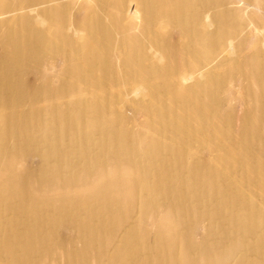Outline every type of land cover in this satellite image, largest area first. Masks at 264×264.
Instances as JSON below:
<instances>
[{
	"label": "bare ground",
	"instance_id": "obj_1",
	"mask_svg": "<svg viewBox=\"0 0 264 264\" xmlns=\"http://www.w3.org/2000/svg\"><path fill=\"white\" fill-rule=\"evenodd\" d=\"M249 8L264 12L0 0V264H264V21ZM248 31L258 91L236 134L221 93ZM42 58L63 65L58 94ZM71 88L74 103L38 108Z\"/></svg>",
	"mask_w": 264,
	"mask_h": 264
},
{
	"label": "rangeland",
	"instance_id": "obj_2",
	"mask_svg": "<svg viewBox=\"0 0 264 264\" xmlns=\"http://www.w3.org/2000/svg\"><path fill=\"white\" fill-rule=\"evenodd\" d=\"M256 1L259 5H262L264 7V0H256ZM249 10L253 11L256 14V18L262 19L264 21L263 11L259 9H254V8H249ZM253 36L254 34L248 31L246 36L241 41H239L240 42L239 47L241 49V55L239 57L243 63L241 70H238V72L233 71V75H232L233 78L231 80L232 83H230V87H228L226 90L223 89L221 93L224 99L223 106L221 107V111L219 113L220 121L223 122L224 124L222 128L226 130H230L231 128L232 130H234L233 132L236 134H238L239 131L241 130L240 119H241V116L244 114V110L247 107H251L254 105V100L249 97V94L258 91L257 82L249 76L248 67L245 65V57H247L253 51V46H254ZM257 39L264 40V33H262L260 38H257ZM44 58H47V57H44ZM44 58H42V68L43 69L48 68L47 70L54 73L51 75L52 77L48 76L46 78L48 80L53 79L52 83H48L49 91L53 93L55 92L58 94L60 93L59 88H60V83L62 80L59 74L63 70V67H62L63 65H61L60 60H55L53 63L50 64L49 61ZM230 69L231 67L225 66L221 68L220 71L226 75V73L232 72V71H229ZM245 79H248L249 83L245 81ZM24 80L29 83L34 82L35 80L34 73L27 72L26 76L24 77ZM64 92L66 93L65 95L68 96L67 99H65L64 96H60L56 101L55 100L52 101L51 99H49L50 96H47V95L38 97L37 100L41 101V104L38 105V108H42L43 106H45L47 110L49 111L52 107V104L56 103L55 105H60V104L63 105L67 101L68 103L72 104L75 101H77L78 100L77 97L81 95L80 91L74 88L65 89ZM91 97H92V94L87 96V98H91ZM82 98H79V99H82ZM228 113H230L231 116L235 118V122L231 125L225 121V117ZM137 115H136L137 122H142L144 118L141 116L140 113ZM146 130H147L146 128L137 129L135 133L137 135H143ZM38 149L41 150L43 149V147L39 146ZM28 160H29V165L34 170L40 169V166H41L40 156L31 155L30 157H28ZM149 229H150V226H149ZM70 234H74V233L72 232Z\"/></svg>",
	"mask_w": 264,
	"mask_h": 264
}]
</instances>
